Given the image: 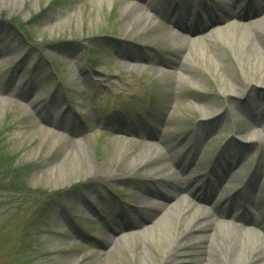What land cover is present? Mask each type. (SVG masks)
Wrapping results in <instances>:
<instances>
[{
    "label": "rangeland",
    "instance_id": "1",
    "mask_svg": "<svg viewBox=\"0 0 264 264\" xmlns=\"http://www.w3.org/2000/svg\"><path fill=\"white\" fill-rule=\"evenodd\" d=\"M153 3L162 15L138 0H0V264H155L166 246L149 235L131 239L110 259L103 257L110 251L109 243L99 239L108 233L115 205L125 207V216L133 221L141 205L131 204L132 199L144 188L153 190L138 177L122 175L132 169L130 162L141 150L139 138L149 133L156 134L152 144L159 151V138L166 131L176 133L173 145L178 153L191 148L186 144L190 137L207 134L208 153L185 172L188 177L210 170L217 155L232 154L233 146L244 147L245 156H250L244 163L246 178L257 168L259 155L250 148L252 131L239 133L245 116L237 109L262 113L264 105L249 103L244 91L233 100L237 105L229 106L215 82L219 76L229 88L239 79L256 86L264 73L252 79L248 72L252 58L238 62L233 45L223 43L227 55L211 47L207 56L197 51L187 56L192 64L208 67L207 82L191 69L183 80L178 78L177 63L186 52L181 53L174 40L191 39L179 25L199 20L208 27L209 15L220 16L224 8L209 9L208 0ZM125 6L140 8L150 26L135 22ZM189 7L190 17L183 18ZM126 57L142 59L141 64L127 69ZM21 81L25 85L19 89ZM24 92L23 104L31 98L40 100L34 106L24 104L31 111L15 107ZM205 92L209 95H201L200 103L189 99ZM215 99L220 107L214 105ZM224 110L235 119L211 133L193 132L201 120L214 119ZM253 131L261 132V127ZM71 136L81 143L69 141ZM180 138L185 146L178 143ZM135 145L137 150L124 151ZM213 174L209 180L216 188L223 174L219 170ZM114 175L125 180L113 183L107 192L101 180ZM250 200L264 209V192L252 194ZM250 206L247 198H237L234 213L248 209L250 217L261 219ZM115 236L110 235L112 241Z\"/></svg>",
    "mask_w": 264,
    "mask_h": 264
},
{
    "label": "bare ground",
    "instance_id": "2",
    "mask_svg": "<svg viewBox=\"0 0 264 264\" xmlns=\"http://www.w3.org/2000/svg\"><path fill=\"white\" fill-rule=\"evenodd\" d=\"M138 1L151 12H159L162 15L163 12L154 7L153 0ZM208 3L209 9L213 7L212 5L224 8L220 16L209 15L208 27H204L199 20L192 21L190 25L186 24V21L179 25L180 30L189 32L191 39L182 41L180 38H175L174 40L181 53L186 52V57L177 63L178 78L183 80L182 77L188 75L191 69L201 74V79L207 82L208 67L192 64L187 56L196 51L200 56H207L211 47H218L227 55L222 44L229 43L233 45L231 52L238 62H241L245 56L252 58L253 63L248 68V72L255 80L259 74L264 73V0H208ZM190 8L183 12V18L190 15ZM128 10H132V18L135 22H141L145 27L150 26V22L144 17L140 8L130 9L125 6V11ZM161 19L168 20L167 17ZM210 28L212 31L208 33ZM141 61L142 59L133 57L124 58L127 69L131 64H141ZM226 61L229 62L228 56ZM166 64L161 63L160 66ZM232 70L235 71L233 64ZM209 74L213 76L212 72ZM215 82L216 87L226 96V103L229 106H236V103H232L233 100H237L240 92L244 93V91H248L246 97L249 102H254L257 107L264 105V80L260 77L256 86L251 85L248 79L245 81L239 79L235 87L229 88L221 83L219 76ZM24 85L25 82L21 81L18 88L22 89ZM207 94L206 92L197 94L189 99L200 103L204 100L201 95ZM25 95V92L21 93L19 99L22 103L15 106L23 112L31 111L26 109L24 104L34 106L40 101L39 98H31L23 104ZM211 95L214 96L213 93ZM3 101L10 104L8 99ZM213 102L214 105L221 106L219 100L215 99ZM197 113L199 111H192L193 115ZM237 113L245 116L244 130L239 133L242 135L246 131H252L250 138L254 143L250 144V148H254L259 155L257 168L248 178H245L244 163L250 159V156H245L244 147L236 146H233L232 154L221 151L207 172L198 170L193 172L191 177L185 174L198 161L197 159L202 160L208 153L204 147L207 136L204 133H211L219 124L235 119L230 111L224 110L214 119H207L205 116L206 119L201 120L193 131L195 134L204 135L201 138L190 137L186 144H191V148L182 153L175 151L173 145L177 137L176 133L166 131L163 137L159 138L160 151L152 144L157 137L156 134L149 133L139 138L141 150L137 158L130 162L132 169L122 175L138 177L142 182L150 186L152 184L153 190L144 188L140 191L139 198L132 199L131 204L141 205L135 213L137 219L133 221L125 216L127 213L125 207L114 204L117 209L109 222L108 233L99 236L103 243L104 241L109 243L110 248L109 253L103 257L115 258L118 253L124 251L125 245L131 239L134 241L140 236L149 235L148 238L163 242L166 246V250L156 259L155 264H256L258 260L264 264V225L262 224L264 209L259 202L253 203L250 200L252 194L264 192V112L256 113L240 108L237 109ZM45 124L56 127L54 122L46 121ZM256 127H261V132L253 131ZM42 130L47 131L44 128ZM183 139H178V143H183L185 146ZM69 141L81 143L75 140L74 136H71ZM134 149L137 150L136 145L131 148L126 146L124 151L130 152ZM232 159L236 161L232 162ZM216 170L222 172L223 179L217 181V187L209 192L208 187L212 186L207 177ZM124 180L125 178L114 175L110 179L102 178L100 185L110 192L113 183L119 184ZM119 186L114 185L116 188ZM123 189L127 190L126 187ZM179 192L185 196L176 198L175 195ZM240 197L249 200L251 209L257 212L261 219L250 217L251 214L248 215L246 209L241 214L234 213L235 201ZM85 202L92 207L91 202L87 200ZM148 221L153 223L149 227L144 226ZM117 233L121 234L120 237L116 235ZM110 235H116L117 239L112 241ZM60 236L63 237L62 234Z\"/></svg>",
    "mask_w": 264,
    "mask_h": 264
},
{
    "label": "trees",
    "instance_id": "3",
    "mask_svg": "<svg viewBox=\"0 0 264 264\" xmlns=\"http://www.w3.org/2000/svg\"><path fill=\"white\" fill-rule=\"evenodd\" d=\"M15 172H17V174H19V175H23V171H22V170L19 171V170L16 169ZM32 198H33V197H32Z\"/></svg>",
    "mask_w": 264,
    "mask_h": 264
}]
</instances>
